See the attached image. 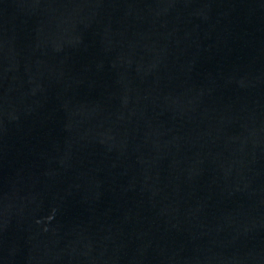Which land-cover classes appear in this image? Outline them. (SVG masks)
Instances as JSON below:
<instances>
[{
	"label": "water",
	"instance_id": "1",
	"mask_svg": "<svg viewBox=\"0 0 264 264\" xmlns=\"http://www.w3.org/2000/svg\"><path fill=\"white\" fill-rule=\"evenodd\" d=\"M66 1L68 0H0V24L4 25Z\"/></svg>",
	"mask_w": 264,
	"mask_h": 264
}]
</instances>
